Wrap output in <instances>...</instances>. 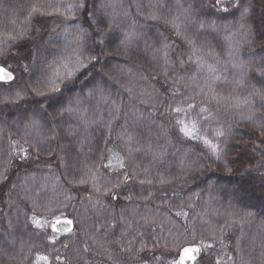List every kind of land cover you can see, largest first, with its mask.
<instances>
[{"label": "trees", "instance_id": "obj_1", "mask_svg": "<svg viewBox=\"0 0 264 264\" xmlns=\"http://www.w3.org/2000/svg\"><path fill=\"white\" fill-rule=\"evenodd\" d=\"M67 1L91 64L33 102H10L0 84V264H109L99 222L130 243L113 256L131 264L142 243L170 256L177 237L264 264V0ZM44 2L0 0V35ZM53 187L84 232L60 247L33 222Z\"/></svg>", "mask_w": 264, "mask_h": 264}, {"label": "rangeland", "instance_id": "obj_2", "mask_svg": "<svg viewBox=\"0 0 264 264\" xmlns=\"http://www.w3.org/2000/svg\"><path fill=\"white\" fill-rule=\"evenodd\" d=\"M49 1L50 2H44V5L46 4L47 7L48 4L52 8L34 14L31 18L29 16L26 21V26L23 28V30H21L20 33H16L17 35L12 34L9 36L0 35V65H3L4 61L10 60V65L6 67L16 74V80L13 83L8 84V88L10 90L9 93L12 94L9 96V99L12 103L33 102L42 100L49 96L51 97L52 95L57 93L58 90L56 89H59L62 85H65L68 82H72L77 77H79L81 73L84 72L86 67H81L82 63L86 65L91 64L90 55H88L89 59L82 57L86 41L83 40V38L79 39L75 34L70 33L67 26V21L69 18L67 17L66 13L70 7V1ZM81 33L82 32H80V34ZM33 48H35V51H33L34 55L32 54ZM43 51H46L48 53V57L43 63V66H45V68L40 72L38 71L39 78H37L38 80L36 81L34 65L36 61H38L37 54L39 53L40 55ZM182 65L184 66L183 68L182 66L174 62L172 64V68L176 69L181 67L180 69L182 70L188 69V66L185 68L187 62L182 63ZM69 73H71V75H69ZM201 112L205 115V118H211V120L215 122L213 118L214 115L211 116V114L204 109H202ZM189 114L190 112L187 111L186 115ZM215 132L219 136L220 134L218 133H222L221 127H215ZM208 148L211 147L208 146ZM217 153L218 152L214 154ZM31 155L34 156L35 154L31 153ZM32 158L30 159L32 160ZM34 161L35 163H37L38 161H40V159L36 158ZM44 164L45 163L39 165V167H45ZM47 164L51 167L55 165V162L51 164V162L48 161ZM261 173L264 174V170H262ZM49 192L54 195H49L48 199L47 197H45L46 202L48 200L51 201L49 202V204L47 203L43 214H38V216L35 217V220H39L41 225L37 228L38 234L43 236L46 242L51 245V247H60L61 245L67 244V239H62L61 237H64V235H59L53 232L51 225L56 219L71 218L75 222L74 231L70 235H66L74 236L72 239L76 238V236L81 237L84 235L83 226L82 224H79V222H77L76 218L70 215L71 212H68L66 208L60 207L59 205L57 206L60 198L59 195H57L58 192L55 190V188H51ZM84 192L85 190L83 189L79 190V194L84 195ZM126 201V199L123 200V202ZM73 215L76 217L74 212ZM98 225V228L96 227V233H98L97 236L100 235V240L96 237L99 241V244L96 243V247L103 249V251L106 249V259L109 260V264H131L129 261L125 262L113 256V252L124 254V251L130 250L128 248V246H130V243H125L120 239L121 232L116 233L117 226L112 225V228H110L109 230L103 224H101V222H99ZM110 231H113L115 233L112 235ZM117 239L119 240L117 241ZM182 241H184V246H181L183 244ZM133 243H135V241H133ZM210 244L205 245L203 243H199L198 245H192L190 241L188 242V238L185 239L183 237H177L176 243L174 244V247L172 248L170 254V256L172 254H174V256L167 257L162 255L160 256V253H156L157 251L155 247H145L147 246V244L142 243L140 253L137 257H133L134 260L132 261V264H176L179 260L178 258H180L183 247L190 245L199 247L201 253L205 255L204 261L198 260L196 264H238L237 260L235 261V258L232 256H218L216 252L214 255L217 256L212 257L214 252L212 253V255H210L211 251L208 249L211 248L209 247ZM145 253L149 254V256H143ZM151 256L153 259L150 258ZM34 258L35 256H32V258L30 259ZM36 260L30 261L33 263ZM50 260L51 258L47 257L45 261Z\"/></svg>", "mask_w": 264, "mask_h": 264}, {"label": "snow or ice", "instance_id": "obj_3", "mask_svg": "<svg viewBox=\"0 0 264 264\" xmlns=\"http://www.w3.org/2000/svg\"><path fill=\"white\" fill-rule=\"evenodd\" d=\"M80 6L83 7V5H80ZM247 11H248V9H244V13H246ZM244 13H242V16L244 15ZM130 38H131L130 36H127V37H126V39H130ZM100 42L103 43L104 41L101 40ZM81 67H87V65L82 63V64H81ZM69 75H71V73H69ZM13 79H14V77H13V75H12L10 72L6 71L4 68H0V83H5V84H7V83L11 82ZM54 88H55V86H54ZM56 90H58V89H56ZM91 94H92V93H89V95H91ZM69 110H70V109H69ZM176 111H181V109L177 108ZM33 123H35V121H33ZM181 131H182L186 136L191 137V136L193 135V133H192L191 131H189L187 128H181ZM218 134H222V133H218ZM204 143H205L206 145H208L209 147H211L212 150H213V152H216V150H217L216 147L213 146V145L211 144L210 141H208L207 139H205V140H204ZM218 158H219V157H218ZM121 166H122V165H121ZM181 214H182V213H177V215H181ZM185 215H186V214H185ZM33 222L35 223V225H36L37 227H40V226H41L39 220H35V219H34ZM65 223H67V224H71L72 221L68 220V221H65ZM53 242H54V241H53ZM195 251H198V249H194V248H191V247H185V248L183 249V256L181 257V259H180V261H179V264H184V259H185V258H187V259H189V260L194 259V257H193L191 254H192L193 252H195ZM40 259L46 260L47 257H41Z\"/></svg>", "mask_w": 264, "mask_h": 264}, {"label": "water", "instance_id": "obj_4", "mask_svg": "<svg viewBox=\"0 0 264 264\" xmlns=\"http://www.w3.org/2000/svg\"><path fill=\"white\" fill-rule=\"evenodd\" d=\"M0 68H4L6 71L10 72L13 75V77H14V79L11 82L7 83V84H10V83L15 81L16 75L11 70H9L8 68H6L4 66H0ZM3 84H5V83H3ZM68 220L72 221V223L71 224L65 223V221H68ZM51 228H52L53 232H55L56 234L68 235V234H70V233H72L74 231L75 223H74V221L71 218H59V219H56L52 223ZM187 247L198 249V251H195V252H193L191 254L194 257V259L189 260V259L185 258L184 259V264H195L197 262V260L199 259L198 257L200 256V249L198 247H196V246H187ZM182 256H183V250L181 251L180 258H178L179 260L177 261L176 264H179V261H180Z\"/></svg>", "mask_w": 264, "mask_h": 264}]
</instances>
